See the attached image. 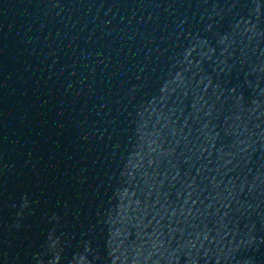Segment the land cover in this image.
<instances>
[{
    "label": "water",
    "instance_id": "obj_1",
    "mask_svg": "<svg viewBox=\"0 0 264 264\" xmlns=\"http://www.w3.org/2000/svg\"><path fill=\"white\" fill-rule=\"evenodd\" d=\"M0 264H264V0H0Z\"/></svg>",
    "mask_w": 264,
    "mask_h": 264
}]
</instances>
